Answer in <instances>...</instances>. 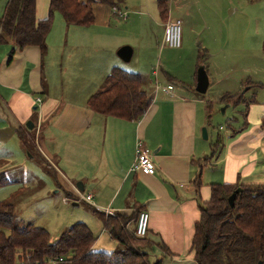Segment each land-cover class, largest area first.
Here are the masks:
<instances>
[{"label": "crops", "instance_id": "obj_1", "mask_svg": "<svg viewBox=\"0 0 264 264\" xmlns=\"http://www.w3.org/2000/svg\"><path fill=\"white\" fill-rule=\"evenodd\" d=\"M135 1L127 2L125 11L122 5L115 8L93 5V25L81 27L83 29L78 31V38L73 32L75 42L64 41L73 47V53L67 55L81 52L89 58L62 56L59 61H54L48 59L47 53L41 55L37 47L14 48L12 51L11 43L0 44V172L12 182L32 184L38 181L43 184L41 179L45 181L49 173L39 167H35L33 172L38 173L40 178L31 181L25 180L32 174L21 172L20 176H16L12 172L11 175L3 167L10 160L16 162L15 170L22 168V164H18L22 160L20 153L30 160L34 158L32 151L38 149L40 156L37 158L40 161V157L44 159L48 169L54 171L55 187L69 193L73 201L77 202L76 183H81L82 192H79L91 195V206L99 211L129 215L135 207L148 212L146 238L152 247L145 251L151 263L196 264L191 241L200 212L194 181L198 175L201 184L202 179H206L207 189L209 183H264V130L260 127L264 107H255V96L248 112L251 110L257 114L259 121L250 126L245 123L239 130L233 128L222 144L212 150L211 145L207 148L204 139H201V129L205 127L204 114H208L207 105H223V95H236L233 92H218L208 97L224 77L218 76L215 71L210 74L204 68L209 85L206 94L199 97L195 94L197 71L182 79L176 74L163 72L162 86L170 84L174 87L176 82L181 85L180 89L174 88L171 94H167L155 90L152 77L155 70L148 72L144 69L135 72L141 73L152 101L139 120L126 121L93 113L87 107V99L103 89L106 77L113 68H123L124 62L116 55L117 50L125 45L134 47L133 41L137 40L138 34L130 32L125 35L116 22L129 20L128 13L131 16L144 15L136 8ZM235 11L236 8L231 13ZM36 17L45 18L37 15V1ZM172 20L176 19L169 11L167 21L162 22L161 46L164 26ZM202 47L205 51L210 49L207 45ZM217 54L213 51L208 57L213 58ZM198 63L196 60L195 68L200 65ZM56 71H59L58 74ZM211 79L215 80L214 84L210 83ZM37 99L40 103L36 102ZM230 106L228 104L225 108ZM29 121L33 125L32 130L25 126ZM21 136L29 147L22 144ZM138 142L150 151L155 166L154 175L131 170ZM218 147H221L219 151ZM205 158H209L206 164L203 162ZM24 166L27 167V164ZM208 168L213 169L206 171ZM40 185L35 189H40ZM204 189L201 190V198ZM89 225L96 237L91 248L93 251H110L117 247L103 225L100 232L90 222ZM102 233L108 235V244L100 241L104 236Z\"/></svg>", "mask_w": 264, "mask_h": 264}, {"label": "trees", "instance_id": "obj_2", "mask_svg": "<svg viewBox=\"0 0 264 264\" xmlns=\"http://www.w3.org/2000/svg\"><path fill=\"white\" fill-rule=\"evenodd\" d=\"M36 1H7L0 16V44L11 43L12 51L14 48L33 46L44 55L47 51L45 40L55 11L68 25L89 27L94 23L93 5L115 8L123 3V0H48L47 16L37 19ZM156 5L160 20L165 23L169 14L168 0H156ZM248 83L251 84L249 88L258 87L249 80L245 81V84ZM143 86L140 74L113 68L106 77L103 89L87 99V107L100 116L137 121L152 101ZM255 96L253 93L246 99L240 94L223 95L221 102L232 106L244 104L243 116L246 118ZM207 110L209 118L211 103H208ZM260 127L264 130V114ZM20 139L22 144L29 147L25 138L21 136ZM218 145L219 142L211 145L212 150ZM29 154L32 155L30 151ZM203 162L208 163L209 158ZM11 183L17 182H12L5 173L0 172V188ZM194 185L200 212L191 241L195 263L264 264V183L209 184L208 196L203 200L199 175ZM238 188L240 190L235 195L233 206H230L228 198ZM15 196L19 198L17 194ZM15 206L13 201H0V264H159L151 263L145 251L152 247L151 242L146 237H135L133 228L127 229V225L136 221L142 209L133 207L129 215H107L89 208L117 243L118 248L107 253L91 250L96 237L87 225L76 223L51 242L45 228L31 223H16ZM162 250L167 253L166 248L162 247Z\"/></svg>", "mask_w": 264, "mask_h": 264}, {"label": "rangeland", "instance_id": "obj_3", "mask_svg": "<svg viewBox=\"0 0 264 264\" xmlns=\"http://www.w3.org/2000/svg\"><path fill=\"white\" fill-rule=\"evenodd\" d=\"M7 1L0 0V16ZM134 1L123 0L122 9L125 11L126 3H134ZM135 2L136 8L144 12V15L131 16L128 13V17L130 16L129 20H124L125 22L116 20L118 28L124 30L125 35H129L130 32L138 34L136 36L137 40L133 41L134 47L128 45L134 49L132 53L133 59L123 64V70L134 73L136 70L146 69L151 72L157 69V81L162 83L163 72L176 74L182 79L188 78L200 66H204L210 74H214L212 71H215L218 76L224 77L219 86L209 92V98L218 92L238 93L246 98L255 93L257 101L255 107L258 109L264 107V0L168 1L172 17L180 20L182 24V47L179 49L161 46L163 23L157 11L156 0H136ZM234 8H236V11L231 13ZM47 12L48 0H37V15L46 17ZM136 12L140 13L139 11ZM129 23L128 27L125 26ZM160 26L162 27L160 28ZM82 29L80 26L66 24L61 14L55 11L50 31L45 40L48 59L59 61L62 56L65 58L68 56L77 58L88 57L81 52L67 55L68 53H73V47L69 43L66 44L64 42L66 39L75 42L73 32L75 37L78 38V31H82ZM203 45L209 46L210 49L205 51L202 47ZM213 51L218 54L213 58L208 57ZM200 56L201 59H199ZM196 60L200 63L197 68L194 67ZM84 61H86V58H84ZM54 65L53 68L56 70ZM58 72L56 71L55 73L58 74ZM248 80L257 84L258 87L254 86L248 89L249 85H251L245 84V81L247 82ZM210 83L214 84L215 80L211 79ZM175 84L174 88H181L179 83L176 82ZM143 89L147 92L145 85ZM54 96L57 95L54 94ZM227 105L220 103L211 104L210 118L207 119L206 112L204 114L205 127L202 128L207 130L208 139L204 140L207 148L216 142L222 144L233 128L239 130L243 128L245 123L250 126L259 121L258 115L252 113L251 110L248 112L247 119H244V104L233 107L231 105L225 108ZM203 107L204 111H206L205 106ZM220 148L218 147L217 150L219 151ZM209 153H211L210 150ZM32 154L34 158L27 160L20 153L24 163L20 159L18 164H22V168L18 167L15 170L14 163L16 162L13 163L10 160L7 165L3 164V167L7 168L8 173L11 175L14 173V175L20 176L21 172L22 174H32L27 180L18 179L22 182L40 178L38 173L33 172L35 167H39L44 172L46 170L49 173V176H45L48 181L41 179L44 185L41 184L42 188L40 187L38 190H35V187L40 185L38 181L32 184L11 183L0 188V201H13L16 203V223L19 225L31 223L45 228L49 233L51 242L56 241L62 232L76 223H83L89 227L90 222L91 226L96 231L98 230L97 232H100L102 224L90 212L91 203L88 204L82 200L75 202L69 193H63L66 191L58 190L54 184L53 170L48 169L46 166L47 162L44 159L40 157V161L37 158L40 156L39 150L36 149V152L35 150L32 151ZM13 160L16 161L17 159ZM24 164H27V167ZM210 169L213 168H208L206 171ZM202 182V188H205L202 198L206 199L208 189L205 184L207 181L202 179ZM21 186L24 187L21 188ZM15 194L19 197L18 199H16ZM64 199H67V202H64ZM74 203L77 206H72ZM133 226L134 222L132 221L130 228H133ZM95 235L98 234L96 233ZM103 235L100 241L108 244V235ZM117 248L118 246L114 247L115 250ZM114 249L101 251L111 252Z\"/></svg>", "mask_w": 264, "mask_h": 264}, {"label": "built area", "instance_id": "obj_4", "mask_svg": "<svg viewBox=\"0 0 264 264\" xmlns=\"http://www.w3.org/2000/svg\"><path fill=\"white\" fill-rule=\"evenodd\" d=\"M181 26L182 24L180 20H172L165 24L163 47H167L171 49H179L181 47V44H182ZM156 72H157V69L153 72L155 90L156 91L162 90L167 94H171L174 90L173 85L168 84L166 86H162L160 83H158L157 78H156L157 76ZM36 102L40 103V99H37ZM131 170L140 171L141 173L145 175L155 174V166L151 159L150 151L146 149L141 142H138L136 145L135 161L132 165ZM75 192L77 193L76 201L82 200L84 202H87L88 204L91 203V200H92L91 195H83L77 189L75 190ZM64 202H67V199H64ZM105 214L112 215V213L109 214V212H105ZM148 221H149L148 212L145 210L139 211L136 216V221L134 222V227H133V234L135 237H138V238L146 237L147 230H148ZM128 228H130L129 225H127V229Z\"/></svg>", "mask_w": 264, "mask_h": 264}, {"label": "water", "instance_id": "obj_5", "mask_svg": "<svg viewBox=\"0 0 264 264\" xmlns=\"http://www.w3.org/2000/svg\"><path fill=\"white\" fill-rule=\"evenodd\" d=\"M132 48L130 46H122L120 47L117 52H116V55L118 56V58L123 61L124 63H127L130 61L131 57H132ZM208 85H209V80H208V76L206 74V71L204 69L203 66H200L198 69H197V72H196V86H195V92L200 94V95H205L206 92H207V89H208ZM26 128L28 130H32L33 129V125L31 123V121L27 122L25 124ZM201 137L202 139L204 140H207L208 139V135H207V130L206 128H202V131H201ZM76 187H77V190L82 192V185L81 183H76ZM239 188L236 189L231 195L230 197L228 198V202H229V205L230 206H233V203H234V198H235V195L239 192ZM260 264V263H259Z\"/></svg>", "mask_w": 264, "mask_h": 264}]
</instances>
